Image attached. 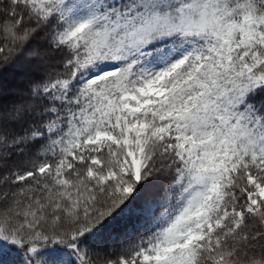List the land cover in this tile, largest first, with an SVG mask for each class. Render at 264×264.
Segmentation results:
<instances>
[{
    "label": "snow or ice",
    "instance_id": "obj_1",
    "mask_svg": "<svg viewBox=\"0 0 264 264\" xmlns=\"http://www.w3.org/2000/svg\"><path fill=\"white\" fill-rule=\"evenodd\" d=\"M10 68L0 264H264V0H0Z\"/></svg>",
    "mask_w": 264,
    "mask_h": 264
},
{
    "label": "trees",
    "instance_id": "obj_2",
    "mask_svg": "<svg viewBox=\"0 0 264 264\" xmlns=\"http://www.w3.org/2000/svg\"><path fill=\"white\" fill-rule=\"evenodd\" d=\"M22 73L17 71L15 68H10L2 73H0V84H2L5 88H18L25 86L24 83L21 81ZM155 185L150 184L144 192L141 193L142 196L150 194L154 191ZM130 234L125 239L128 241H136L139 239L141 235H143L144 230L141 228L139 231L135 232V235H132L133 230L130 229ZM117 243H121V241H117Z\"/></svg>",
    "mask_w": 264,
    "mask_h": 264
}]
</instances>
